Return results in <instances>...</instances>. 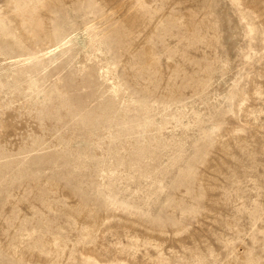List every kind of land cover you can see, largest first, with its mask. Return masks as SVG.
I'll return each mask as SVG.
<instances>
[{
    "label": "rangeland",
    "instance_id": "rangeland-1",
    "mask_svg": "<svg viewBox=\"0 0 264 264\" xmlns=\"http://www.w3.org/2000/svg\"><path fill=\"white\" fill-rule=\"evenodd\" d=\"M0 264H264V0H0Z\"/></svg>",
    "mask_w": 264,
    "mask_h": 264
}]
</instances>
